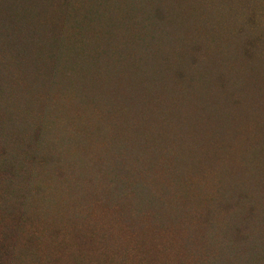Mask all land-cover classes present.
Returning <instances> with one entry per match:
<instances>
[{"label":"trees","instance_id":"16d2710c","mask_svg":"<svg viewBox=\"0 0 264 264\" xmlns=\"http://www.w3.org/2000/svg\"><path fill=\"white\" fill-rule=\"evenodd\" d=\"M251 1L0 0L1 192L18 196L29 188L31 162L50 173L58 142L59 153L76 147L79 156L74 162L79 163L90 158L88 152L101 149L105 156L92 159L99 167L108 166L112 156L120 160L125 149L139 161V152L160 158L172 145L179 146L177 155L172 152L175 161L209 164L219 159L218 151L204 148L234 130L231 105L244 101L238 92L250 88L248 107L264 105V2L248 5ZM204 11L217 16L212 20ZM29 84L42 86L47 97L38 100L35 95L41 90ZM70 86L74 95L66 91ZM160 86L171 94L168 123L156 114ZM57 87L65 98L59 103L54 100L57 94L48 95ZM70 99L79 106L68 118H73L71 123L49 109L54 100L63 114L64 102ZM189 104L200 113L192 115ZM98 111L104 120L93 124ZM131 125L135 137L128 130ZM260 145L251 167L242 157L243 174L258 178L264 172V139ZM175 165L169 169L175 170L177 189L183 180L182 170L176 168L180 163ZM126 166L121 169L119 162L112 171L119 177ZM126 170L128 178L111 180L112 193L122 190L118 194L124 199L132 196L143 208L159 210L162 198H144L141 190L149 188L137 180L133 166ZM228 176L231 181L232 174ZM57 189L46 193V203L53 202ZM230 189L235 187L229 186L223 199L232 198ZM232 199L220 204L229 219L235 215L229 212ZM243 222L232 228H241ZM238 242L248 244L238 246L246 264L264 262V246L244 238Z\"/></svg>","mask_w":264,"mask_h":264},{"label":"rangeland","instance_id":"374dc122","mask_svg":"<svg viewBox=\"0 0 264 264\" xmlns=\"http://www.w3.org/2000/svg\"><path fill=\"white\" fill-rule=\"evenodd\" d=\"M254 2L261 5L264 0H254L248 5ZM203 13L210 19L217 16L212 12ZM29 87L41 90L35 95L38 100L47 97L42 86L29 84ZM68 90L75 94L73 87ZM55 94L57 103L65 100L59 95V87L52 88L48 95ZM238 94L244 101L231 105L234 130L216 139L218 144L210 149L204 148L208 152L213 148L220 156L209 164L175 161L179 146L172 145L160 158L152 157L151 152H139V161L125 149L120 160L112 156L108 166L99 167L92 159L95 161L99 155L105 156L101 149L88 152L92 158L79 163L74 162L79 156L78 149L73 147L70 151L65 147L66 150L59 153V142L51 166L54 169L50 173L39 163L27 164V172L32 177L29 188L22 189L18 196H9L0 190V264H246L241 260L239 239L256 240L264 246V228L261 227L264 172L258 178L247 172L243 174L242 157L248 159L249 166L256 158L255 150L264 139V105L250 107V103L248 107L250 88L240 90ZM156 97L155 103L159 106L156 114L158 117L161 114L168 123L171 94L160 86L156 88ZM54 100L49 109L71 123L73 118H68L75 114L71 113L73 110L78 113L75 108L79 106L70 99L64 102L62 114L59 113L62 105L56 107ZM261 100L264 103V97ZM188 108L192 115L200 113L194 104H189ZM14 110L17 114L19 107L15 106ZM39 112L34 110L33 114ZM99 120H104L101 111L96 113L92 123ZM154 128L157 129L156 124ZM128 130L135 137L136 127L131 125ZM123 137L125 144L127 136ZM261 159L264 167V158ZM119 162L121 169L124 163L127 166L117 177L112 170ZM171 163L172 166L180 163L176 168L178 172L182 170L183 183L177 189L173 181L175 170L171 172L169 169ZM129 165L135 169L137 180L149 188L141 190L144 198L153 194L162 198L159 210L143 208L132 196L124 199V195L118 194L122 190L112 193L115 184L111 180L128 178L126 168ZM227 171L233 176L231 181ZM225 179L230 182L224 184ZM229 186L235 187L233 192V188L230 189L233 199L226 197L233 203H228L231 204L229 212L235 214L231 219L225 216L227 211L220 206L226 200L222 196ZM56 188L53 202L46 203V193ZM239 221H244L239 225L241 228H232ZM241 245L248 246L246 243Z\"/></svg>","mask_w":264,"mask_h":264}]
</instances>
